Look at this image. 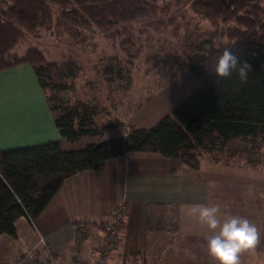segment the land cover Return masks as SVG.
<instances>
[{
	"label": "crops",
	"instance_id": "obj_1",
	"mask_svg": "<svg viewBox=\"0 0 264 264\" xmlns=\"http://www.w3.org/2000/svg\"><path fill=\"white\" fill-rule=\"evenodd\" d=\"M38 74L33 61L0 71V150L49 141L74 150L125 135L127 126L109 137L120 121L109 111L108 119L93 117V106L84 116L74 105L57 116ZM225 150H203L197 168L158 153L129 152L107 160L102 169L67 177L34 223L22 215L14 222L15 236L0 234V264H38L26 255L40 246L39 238L56 264H73L79 221L87 223L88 231L83 264H95L105 239L102 225L112 220L119 202L127 211L105 264H127L133 256L139 264H217L207 251L213 233L193 211L197 206H219L221 221L241 216L255 224L260 241L255 253L240 255V264H264V171L238 163L243 153Z\"/></svg>",
	"mask_w": 264,
	"mask_h": 264
},
{
	"label": "trees",
	"instance_id": "obj_2",
	"mask_svg": "<svg viewBox=\"0 0 264 264\" xmlns=\"http://www.w3.org/2000/svg\"><path fill=\"white\" fill-rule=\"evenodd\" d=\"M156 2L0 0V71L43 56L39 47L14 51L39 29L103 34L153 20L185 3L214 26L187 61L198 87L153 126L129 124L124 136L81 149L64 150L58 141H49L0 150V234L15 236L14 222L22 215L34 223L67 177L102 169L107 160L126 153H158L197 168L203 150L229 139L264 142V0ZM226 48L250 64L247 83L235 75L217 79L216 62ZM74 227L79 247L88 236L87 223L75 222Z\"/></svg>",
	"mask_w": 264,
	"mask_h": 264
},
{
	"label": "rangeland",
	"instance_id": "obj_3",
	"mask_svg": "<svg viewBox=\"0 0 264 264\" xmlns=\"http://www.w3.org/2000/svg\"><path fill=\"white\" fill-rule=\"evenodd\" d=\"M213 30L209 21L185 3L153 20H142L103 34L73 35L39 29L36 36H27L18 43L14 51L21 54L27 47L43 51L42 57L32 61L57 116L67 114V107L72 105L81 115L87 106L95 107L90 112L93 117L108 119L109 111L120 123L108 136L117 137L129 123L153 126L198 87L199 82L186 69L187 61L199 41ZM259 142L234 138L213 148L223 151L226 147L225 153H243L235 156L238 163L255 164L264 171V142ZM215 154L217 158L218 153ZM104 243L105 240L95 264H100L101 259V264L106 263L110 250L104 252ZM116 243L117 240L112 248ZM129 263L139 264L138 257H131Z\"/></svg>",
	"mask_w": 264,
	"mask_h": 264
},
{
	"label": "clouds",
	"instance_id": "obj_4",
	"mask_svg": "<svg viewBox=\"0 0 264 264\" xmlns=\"http://www.w3.org/2000/svg\"><path fill=\"white\" fill-rule=\"evenodd\" d=\"M251 66L242 61L231 50L225 49L215 66L218 80L235 75L243 84L247 83ZM200 221L213 233L207 238L208 254L217 264H240V255L244 252L255 253L260 241V232L255 224L241 216H227L221 221L219 206H197ZM257 264H260L257 261Z\"/></svg>",
	"mask_w": 264,
	"mask_h": 264
},
{
	"label": "built area",
	"instance_id": "obj_5",
	"mask_svg": "<svg viewBox=\"0 0 264 264\" xmlns=\"http://www.w3.org/2000/svg\"><path fill=\"white\" fill-rule=\"evenodd\" d=\"M127 211V206L124 202H119L113 212L112 220L109 222L104 223L105 229V243L103 246L104 252H108L112 249L115 241L117 240L118 233L121 229L123 217ZM40 246H34L27 252L26 257L31 260L35 261L38 264H56L52 254L48 250L45 242L42 238H39ZM86 256V251L84 247L81 245L75 248L72 263L73 264H83V258ZM103 261L102 259L99 261L101 264Z\"/></svg>",
	"mask_w": 264,
	"mask_h": 264
}]
</instances>
